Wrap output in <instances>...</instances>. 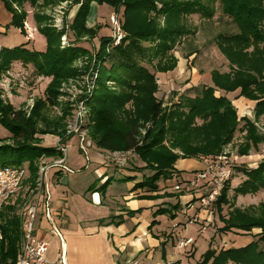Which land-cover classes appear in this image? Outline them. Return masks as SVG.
<instances>
[{
    "label": "trees",
    "instance_id": "trees-1",
    "mask_svg": "<svg viewBox=\"0 0 264 264\" xmlns=\"http://www.w3.org/2000/svg\"><path fill=\"white\" fill-rule=\"evenodd\" d=\"M3 1L13 14L10 25L23 31L27 12L17 11L14 5L24 9L27 2L36 6L39 0ZM76 3L80 4L76 5L75 15L69 23L74 39L67 34L66 47L60 46L61 33L51 29L40 15L35 14L38 30L47 40L45 51L28 48L25 42L0 47V76L15 62H21L24 66L32 64L38 76L52 77L48 98L38 99L31 112L15 108L2 97L0 90V122L12 135L11 142L0 139V160H10L9 163L3 161V166L27 164L29 180L35 182L40 158L63 157L59 148L43 145L37 134H55L62 142L71 137L62 130L60 120L50 121L53 124L44 128L41 120L46 118L43 112L46 106L56 101L52 93H59L64 82L79 75L74 63L82 58L88 59V74L93 66L99 68L96 93L82 100L84 104L89 101V109L94 111L93 140L98 147L109 151L136 152L146 162L142 169H151L152 173L144 174L135 183V189L159 191V180L176 174L179 159L215 158L223 153L238 130H243L248 140L243 151L248 152L252 145L264 141L257 121L248 116L240 118L233 101L222 94L223 91L240 90V97L256 102L255 119L264 115V0H74ZM93 3L109 4L116 12L122 10L126 33L119 44H115L112 37H100V47L94 54L80 46L83 41L98 37L101 29L100 25L89 28L86 24ZM215 5L237 26L236 33H219L215 37L219 50L229 61L230 71H212L213 85H206L195 97H182L179 103L166 109L157 96L156 72L167 73L177 67L179 59L174 53L175 48L185 36L195 31L189 28L188 18L199 15L212 19L217 13ZM108 60L112 62L109 68L105 65ZM107 82L115 86L109 87ZM113 122L119 124L118 132L112 128ZM239 171L246 179L235 188L238 194L247 195L264 189V159L257 167ZM137 179L136 175L124 178L126 182ZM229 184L230 180L222 190L219 208L228 202ZM108 185L110 183L106 182L101 186L102 192ZM17 205H8L3 213L0 264H15L17 260L21 239ZM159 211L167 210L161 208ZM222 221L224 225L220 229L224 232L252 233L254 229H261V232L255 234L257 239L239 247L221 249L220 252L209 249L198 264H264V215L257 216L236 208ZM112 223L106 222L107 225Z\"/></svg>",
    "mask_w": 264,
    "mask_h": 264
},
{
    "label": "rangeland",
    "instance_id": "rangeland-1",
    "mask_svg": "<svg viewBox=\"0 0 264 264\" xmlns=\"http://www.w3.org/2000/svg\"><path fill=\"white\" fill-rule=\"evenodd\" d=\"M79 4H74V0H39L36 6L27 2L24 5V9L14 5L17 11L21 12L23 10L27 12L22 31L10 25L13 14L5 7L4 1L0 0V47H13L14 45H20L24 41L28 48L45 51L47 40L38 30L35 15H40L43 21L47 22L48 26H51V29L58 30L61 33L60 46L62 48L66 47L68 38L66 35L68 34L67 36L74 39L69 23L75 15L76 5ZM215 6L217 13L212 19H204L199 15H191L188 18L189 28L195 31L185 36L174 51L179 59L178 68L183 63L184 72L179 74L177 79L172 78L173 74L167 76L156 72L159 84L157 96L166 109H171L172 104L179 103L184 96L195 97L199 95L208 84V76L212 75V71L217 70L221 73L230 71L229 61L219 50L215 37L219 33H236L237 26L231 18L222 14L219 6ZM114 17L124 20L123 11L116 12L109 4L97 5V3H93L86 24L89 28L100 25L101 29L98 37H95L93 41L85 40L80 46L88 48L94 54L100 47V37H112L114 39L117 31L113 26ZM27 25L37 29L34 39H30V41L26 38L28 35ZM67 30L68 32L65 33ZM121 33L123 37L126 35L123 30V24ZM64 39L66 44L63 43ZM111 64L112 62L109 60L105 62L108 68ZM87 65L88 59L86 58L74 63V67L79 70V75L64 82L59 93H52L56 101L48 104L43 111L47 118L41 120L43 128L47 124H53L60 120L62 130L71 137L67 141L62 142L61 138L55 134H37L41 138L43 145L48 147L55 146L60 150L61 148L66 149V163L72 169V172H63V175L59 176L58 167L53 166L50 169L48 182L52 194V211L55 214V210H57L55 207L56 203L63 200V208L67 210L65 214L67 213L68 217H66L74 221L79 218L86 220L104 218L103 208H92L83 201L85 194L91 199L90 186H93V190H99L103 195L104 193L108 194L107 196L109 197L107 198L110 199L107 201V205H109V208H113L114 206L117 207V202L120 204L123 202L121 195L127 192L128 184L124 178L136 175L142 179L145 176L144 174L151 172L149 168L142 169L146 162L143 161L138 153L120 150L109 151L98 147L93 140L91 132H93L96 125L94 111L89 109V101L84 104L82 100L89 99L96 93L97 84L99 83L96 84L98 77L96 72L99 71V68L93 66L91 74H88ZM147 67L152 72H155L152 66L147 65ZM102 69L104 70V68ZM173 71H169L167 74ZM51 81L52 77L38 76L32 64L24 66L21 62H15L9 71L0 76V90L2 97L12 103L15 108H22L31 112L38 99L46 100L48 98L47 90ZM212 83L213 80L211 78ZM107 84L109 87L115 86L112 82H107ZM237 92H240V90L233 93L223 91L222 94L227 95L233 101L240 118L248 116L252 120L257 121L256 126L264 136V115L259 119H255L254 109L256 102L240 97ZM88 95L92 96L88 97ZM67 106L70 107L67 108ZM50 121H53V123H50ZM243 124L244 122L241 123V126ZM113 125L112 128L118 132L120 129L118 128L119 124L113 122ZM11 137L10 131L0 122V139L11 142ZM246 143H248V140L245 132L238 130L232 142L223 151L224 154L230 157L232 173L227 180L228 182L230 180L228 202L222 204L221 208L218 207V201L222 197V193L208 211L201 209L200 200L198 199L200 193L198 192L202 188L193 191L186 190L185 183L187 179L185 178L190 177L194 172H191L189 176L187 172H183L184 175L173 173L167 178L161 177L158 182L159 186L162 187L159 188V191L163 192V194L156 199L162 203L160 200L166 196L167 203L164 205L168 208V211H159L160 205L152 209L145 208L140 210L141 223L139 226L143 230L150 232L151 230L156 232L157 229L162 227L164 229L163 237L168 239L177 238L176 234L179 240L182 239L186 231L183 228L185 223H187V237L193 238L194 241L187 247L188 250L180 249L181 261H177L176 264H198L203 261L204 254L209 249L220 252L221 249L239 247L247 242L249 243L250 240L257 239L255 234L260 233L261 229H254L252 233H246L242 230L224 232L220 229L224 225L223 218H228L229 213L236 208L257 216L264 215V189L247 195L238 194L235 189L246 179V176L239 169L257 167L264 159V141L259 142L257 146L252 145L248 152L243 151ZM56 160L57 158L52 157L40 158L39 169L42 166L52 165ZM3 161L8 162L10 160L1 159L0 166L3 165ZM187 163L188 161H184L183 164ZM99 165L108 166L106 167L108 168L106 173H109V176L103 183L101 181L102 178H105L106 173L99 170ZM24 166H27V164ZM117 177H120L121 180L113 182L110 188H108V185L107 192L103 193L100 189L101 186L106 182L111 183ZM34 183L28 179L22 191H25V188L34 185ZM176 185H181V188L177 189ZM143 192L149 193L150 191L145 190ZM181 195H185L186 198L182 201L183 203L179 204L177 197ZM193 196L196 197V200L191 204L189 201L193 199ZM176 205H179V207L175 208ZM194 225L198 226L194 227ZM57 245L60 249L59 240ZM164 250V247H162L157 252L155 257L158 260H161ZM122 255L124 259L125 254L120 252V258ZM145 258L146 255L142 259Z\"/></svg>",
    "mask_w": 264,
    "mask_h": 264
},
{
    "label": "crops",
    "instance_id": "crops-1",
    "mask_svg": "<svg viewBox=\"0 0 264 264\" xmlns=\"http://www.w3.org/2000/svg\"><path fill=\"white\" fill-rule=\"evenodd\" d=\"M178 66L179 65H177L176 69L170 74H161L167 76L173 74L172 78L177 79L179 74L184 72V64L182 63L179 68ZM211 78L212 75L210 74L208 76L207 85H213V83L211 84ZM184 161H188V163L183 164ZM106 167L99 165V170L106 173V171H108ZM202 167L203 164L199 158L179 159L176 164L175 172L176 175H178V173L182 175L183 172H187L189 176L191 172L201 169ZM58 169L59 176L63 175V172H66L60 168ZM108 174L109 173L105 174V178L101 177V183L106 180L107 176H109ZM192 175L186 177V179L191 178ZM119 179L120 177H117L112 181L108 188L112 186L113 182ZM139 180L140 178L138 177L136 181L127 182V192L122 193V195L120 194L123 198V202L121 204L117 202V207L114 206L113 208H109V205H107V201L110 199L107 198L109 197L107 196L108 194L103 192V195L97 189L91 191V199H89L86 194L83 196V201L86 205L92 208H103L102 213L104 218L102 219L96 218L86 220L79 218L76 221L70 220L67 218V213L65 214L67 210L63 208V200L56 203L55 224L62 230L64 241H60L56 236L50 234L49 227L51 222L43 217L39 218L37 221V233L42 239L49 242V260H55L61 253H65L69 264H176L177 261H181V256L179 254L180 249H188L187 247L183 248L179 245L181 239L179 240L177 234V238L172 237L168 239L163 237L164 229L162 227L157 229L156 232L152 230L150 232L148 230H143L141 226H139L141 223L140 210L145 208L152 209L160 205L159 209L165 208L168 211V208L165 206V203H167L165 199L166 196H164V199L160 200L162 203L156 199L160 197L163 192L146 193L143 192L145 191L144 189H135L134 185ZM160 188L162 187L160 186ZM177 198L179 204H181L186 196L181 195ZM102 221L105 223H102ZM107 221H113L114 223L107 225ZM196 226L198 225H194V227ZM183 229H186L183 237H187V223H185ZM58 240L61 244L60 249L57 245ZM162 247H164L165 250L162 253L161 260H158L155 256ZM120 252L121 254H125L126 257L124 256V259L123 255L120 258ZM145 255L146 258L142 259Z\"/></svg>",
    "mask_w": 264,
    "mask_h": 264
},
{
    "label": "built area",
    "instance_id": "built-area-1",
    "mask_svg": "<svg viewBox=\"0 0 264 264\" xmlns=\"http://www.w3.org/2000/svg\"><path fill=\"white\" fill-rule=\"evenodd\" d=\"M113 26L117 30L114 35L115 44H119L122 39L121 26L122 19L114 17ZM27 27V39H34L37 31L29 25ZM64 44L65 39H64ZM84 147V146H83ZM64 156L49 166H42L39 169L38 177L34 185L24 189L26 181L29 179L28 166L6 165L0 166V241L4 237L3 233V213L8 205H17L16 214L21 220V239L19 242L17 260L15 264H69L66 254L61 253L55 260H49V242L42 239L37 233V221L43 217L51 222L50 234L56 236L60 241H64L62 230L55 224L54 212L51 209L52 194L49 184V172L53 166L66 172H72L66 163V149L61 148ZM203 167L195 171L191 178L186 181V190H200L201 209L208 211L215 204L221 195L225 183L231 176V160L226 154H221L215 158H201ZM177 189L181 185H176ZM192 201L196 197H192ZM204 229V228H203ZM193 238L184 236L179 245L188 247L193 243Z\"/></svg>",
    "mask_w": 264,
    "mask_h": 264
}]
</instances>
